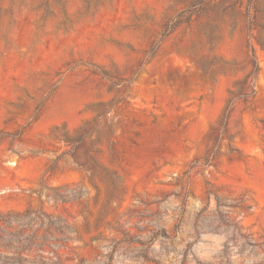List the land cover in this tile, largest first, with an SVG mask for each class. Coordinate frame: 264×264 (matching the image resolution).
<instances>
[{
	"label": "rangeland",
	"instance_id": "1",
	"mask_svg": "<svg viewBox=\"0 0 264 264\" xmlns=\"http://www.w3.org/2000/svg\"><path fill=\"white\" fill-rule=\"evenodd\" d=\"M0 214V264H264V0H0Z\"/></svg>",
	"mask_w": 264,
	"mask_h": 264
},
{
	"label": "trees",
	"instance_id": "2",
	"mask_svg": "<svg viewBox=\"0 0 264 264\" xmlns=\"http://www.w3.org/2000/svg\"><path fill=\"white\" fill-rule=\"evenodd\" d=\"M27 216H29V215H25V214L24 215L0 214V246H2L1 241H4V238H5V229H6V227H8L11 224V221H13L15 219H19V218H25ZM19 232H21V231H18V234L20 235V238H21L23 235V232L22 233H19ZM16 250L19 253H18V258L15 261L17 262V264H25V259L21 255V251H19V249H16ZM12 261H13V259H12ZM7 262H11V261H7Z\"/></svg>",
	"mask_w": 264,
	"mask_h": 264
}]
</instances>
